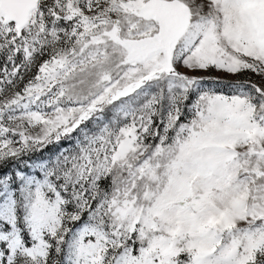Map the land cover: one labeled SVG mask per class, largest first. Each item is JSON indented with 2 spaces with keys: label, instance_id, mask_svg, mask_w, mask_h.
<instances>
[{
  "label": "snow or ice",
  "instance_id": "1",
  "mask_svg": "<svg viewBox=\"0 0 264 264\" xmlns=\"http://www.w3.org/2000/svg\"><path fill=\"white\" fill-rule=\"evenodd\" d=\"M0 264H264V0H0Z\"/></svg>",
  "mask_w": 264,
  "mask_h": 264
}]
</instances>
